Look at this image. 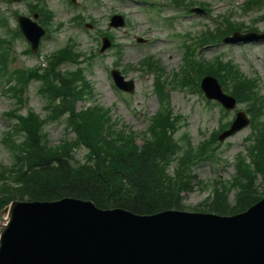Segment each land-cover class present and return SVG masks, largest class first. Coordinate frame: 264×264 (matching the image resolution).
Returning a JSON list of instances; mask_svg holds the SVG:
<instances>
[{
  "label": "trees",
  "instance_id": "trees-1",
  "mask_svg": "<svg viewBox=\"0 0 264 264\" xmlns=\"http://www.w3.org/2000/svg\"><path fill=\"white\" fill-rule=\"evenodd\" d=\"M226 25L209 32L210 41L238 28L230 21ZM0 50V74L5 80L7 78V83L13 81L6 87V92L16 104L23 103L28 80L43 78L45 84L39 91L48 100L50 111L68 112L69 125L75 132L74 139L50 147L42 121L32 110L26 115L16 108L6 113L15 119L5 132L10 142L3 139L13 162L9 167L0 166V210L11 200L54 201L68 196L91 200L99 208H122L137 214L184 208L180 194L189 188L187 166L190 161L181 160L175 174H168L167 167L177 149L173 133L178 118L172 116L167 103H161L151 118L147 128L149 138L137 145L131 131L114 128L106 110L88 108L74 112L72 102L86 93L84 88L88 85L78 83L82 79L77 72L59 71L58 64L67 57L54 56L43 73L40 69L27 73L21 68L9 70L5 47ZM204 67L207 73L216 75L224 86L230 87V93L238 101L245 102L246 110L251 114L254 134L253 145L248 149L250 159L247 162L245 156H239V176L233 182L240 191L235 201L228 203L223 194L229 186L215 182L213 196L207 204L211 212L220 215L239 213L264 196V187L259 191L260 185L256 183L260 173L264 186V124L260 120L264 114V95L258 92L253 79L246 78L230 62H204ZM87 90L90 91V87ZM160 92L163 100L166 95L164 91ZM56 99L61 100V109L54 103ZM80 146L86 148L83 162L73 155ZM197 151H192L195 155L189 152L191 156L201 158L212 155L214 150L205 144ZM219 184L222 189H218Z\"/></svg>",
  "mask_w": 264,
  "mask_h": 264
},
{
  "label": "rangeland",
  "instance_id": "rangeland-1",
  "mask_svg": "<svg viewBox=\"0 0 264 264\" xmlns=\"http://www.w3.org/2000/svg\"><path fill=\"white\" fill-rule=\"evenodd\" d=\"M27 1L34 2V0H0V10L6 14L8 25H16V19L12 16L15 11L31 17V14L28 13ZM139 1L143 0H76V3L71 5L67 0H42L41 2L47 10L54 14L51 18L50 36L43 37L38 51L32 55L23 53L28 45L24 38L16 39L10 52L9 63L12 66L23 68L41 64L43 55L64 46L69 37L78 41V48L91 53L98 48L100 43L101 37L97 36L96 33L99 30H109L118 45L98 54L99 56L93 60L91 67L82 65L84 76L93 85L94 97L77 100L76 108L80 109L94 102L103 107H110L111 117L115 121L117 120L119 125H125L136 132L138 136L136 142L140 144L148 123L147 118L158 107L156 95L152 89V74L145 73L140 69V60L145 56H155L161 60L165 71L168 73L166 75L170 78L169 73L179 70L183 63L184 51L180 43L182 41L181 34L189 32L195 35L204 29V25L210 18L207 15L183 14L181 10L167 5L164 0H152L162 6L154 9ZM196 1L209 2L213 16L226 9L225 0ZM226 1L230 2L231 0ZM77 12L89 15L84 22L90 23V18L94 20L91 28L79 27L70 23L69 18ZM113 13H119L124 17L125 25L123 27L107 29L109 17ZM249 17L250 14L242 15L240 13L238 15V18L245 20ZM258 28L264 30V24L260 23ZM3 34L4 32L0 29V35ZM137 37L146 40L137 43ZM116 48L120 51L119 55L114 52ZM218 53L222 54L224 59H229L238 65L243 73L247 75L255 73L258 78V88L264 94V41L240 44H209L200 48V57L203 59H211ZM115 60L118 69H125L124 67H126L122 75L134 80L135 90L133 93L127 94L113 86L109 69ZM36 82L30 83L28 92L25 94L28 98L27 105L20 110L25 113L27 106H29L41 117H44L46 113L44 100L36 92ZM1 89L3 88L0 85V166L8 167L12 162V156L1 141V135L9 126L10 121V118L7 119L3 112L10 109L13 102L10 100L11 96L1 93ZM170 101L173 112L185 116V124L182 129L177 131V137L184 131L188 134L190 143L197 145L199 141L218 127L220 122L219 107L214 104L207 105L205 98L196 92L188 91V89H173L170 93ZM242 106L243 104L238 105V107ZM233 116L234 111H229L226 119H231ZM65 126L63 119L49 121L45 124V131L50 144L57 145L62 138L74 136L73 132L66 131ZM249 131L250 127L247 126L229 136L221 142L217 160H206L195 167L193 173L196 177L192 180V188L180 194L185 211H210L207 204L213 196L211 182L219 177L221 180L231 179L235 171L234 156L237 152L244 150L245 137ZM84 152L83 148L78 149L76 157L81 159ZM201 181L203 182L201 183ZM259 185V191H262L264 186L261 183ZM238 191L240 188L237 187L228 189L223 194L225 201L233 203ZM2 218H4V214L0 218L3 221Z\"/></svg>",
  "mask_w": 264,
  "mask_h": 264
},
{
  "label": "water",
  "instance_id": "water-1",
  "mask_svg": "<svg viewBox=\"0 0 264 264\" xmlns=\"http://www.w3.org/2000/svg\"><path fill=\"white\" fill-rule=\"evenodd\" d=\"M35 50L43 29L18 18ZM112 24H122L116 17ZM255 33L226 41L257 38ZM118 86L132 91L112 71ZM201 86L208 97L233 106L212 77ZM248 122L243 113L223 138ZM0 225V264H264V197L232 215L165 210L137 214L101 209L90 200L64 197L55 201H12Z\"/></svg>",
  "mask_w": 264,
  "mask_h": 264
}]
</instances>
